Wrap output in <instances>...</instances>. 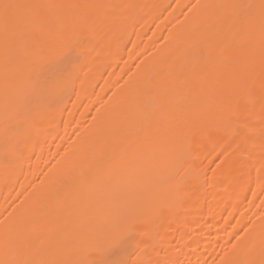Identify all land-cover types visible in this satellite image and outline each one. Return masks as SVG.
Returning <instances> with one entry per match:
<instances>
[{"label": "bare ground", "instance_id": "bare-ground-1", "mask_svg": "<svg viewBox=\"0 0 264 264\" xmlns=\"http://www.w3.org/2000/svg\"><path fill=\"white\" fill-rule=\"evenodd\" d=\"M0 264H264V0H0Z\"/></svg>", "mask_w": 264, "mask_h": 264}]
</instances>
